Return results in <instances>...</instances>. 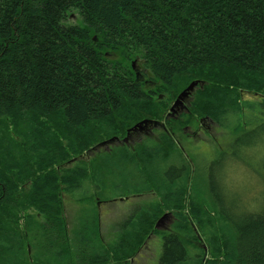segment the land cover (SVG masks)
Returning <instances> with one entry per match:
<instances>
[{"label": "trees", "instance_id": "trees-1", "mask_svg": "<svg viewBox=\"0 0 264 264\" xmlns=\"http://www.w3.org/2000/svg\"><path fill=\"white\" fill-rule=\"evenodd\" d=\"M72 15L78 20L69 23ZM136 56L164 94L205 81L191 106L197 116L223 128L221 120L238 116L234 133L251 128L249 116L254 127L261 123L264 102H246L242 92L264 94V0H0V264H124L157 230L163 206L144 211L140 229L125 231L110 253L86 199H77L87 208L71 242L64 214L63 194L88 186L87 166H69V160L106 134L162 117L161 106L152 102L157 91L152 95L134 78ZM246 108L252 115L240 121ZM166 136L130 153L139 156L131 163L129 154L121 160L130 169L137 166L136 177L155 185L175 217L186 206L187 187L165 195L168 181L158 171L162 162L176 161L174 153L180 156ZM122 153L94 159L96 170L102 161H120ZM189 205L202 225L207 209L195 194ZM189 221L185 215L164 234L158 264H186L193 240ZM233 225L223 241L213 238L207 264H264V210ZM200 253L197 264L205 256Z\"/></svg>", "mask_w": 264, "mask_h": 264}, {"label": "rangeland", "instance_id": "rangeland-1", "mask_svg": "<svg viewBox=\"0 0 264 264\" xmlns=\"http://www.w3.org/2000/svg\"><path fill=\"white\" fill-rule=\"evenodd\" d=\"M72 17L69 23L78 20L76 15H72ZM93 39H97L96 35H94ZM110 56L106 53V57H109V59L113 58ZM135 64L131 63L134 78L138 81H141L144 77L148 79L144 74L140 78L136 77L135 72H137V69ZM199 87L201 86H197L194 92ZM176 94L172 93L168 95L165 93V100L168 101V104L164 112L168 109V105L171 104L172 98ZM262 94L255 95L253 92H247L245 96L242 95V98L246 102H264V94ZM251 110L253 112V109ZM245 113L252 115L250 108L243 109L240 113V121L242 120V115ZM191 114H195L192 109ZM141 120L143 119L129 125H135ZM238 120V116L233 117V114H229L226 120H221L227 128L221 127V124L215 120L218 125H214L216 128L212 129L208 128L207 125L200 126L199 122L196 123L195 127L200 126L202 129L200 137L194 139V144L197 143L198 149L195 152L190 149L191 155L187 150L182 149L179 152L181 157L176 156V153L172 155V158L176 161L171 160L170 162H176L179 169L178 171L176 170L175 174H173L174 172L171 173L173 174L171 179L167 178L169 170V166L167 167V165L170 162H167V165H165V162H162V168L158 173L166 177L168 181L165 185V195H167L166 192H169L170 188H173L172 191L174 192L175 188L183 184L187 187L186 206L176 211L175 217L172 212L165 209L167 204L163 202V194L157 192L155 185L153 186L150 182L145 183L136 177L138 174L137 166L130 169L128 164L125 165V162L121 159H119L120 161H116L117 159L111 158L108 164H104L102 161L98 166V170H96L94 159H100L102 156L105 157L108 154H112L117 149L116 146L110 150L98 151V149H94L92 153L85 154L84 159L72 158L69 160L70 162L67 165L85 164L89 171L84 177L88 186H83L80 190L73 191V193L69 191V193L62 196L65 204L64 214L67 219L70 242L73 240L71 233H73V229L77 226V217L83 213L84 208H87L84 204L77 201L79 197L86 199L88 205L96 211L99 217L100 242L106 249L104 251L108 250L110 253L112 243L116 247L118 239H120L125 231L132 230L131 233L133 234L140 229L138 218L144 211L149 215L150 208L155 210L157 206H163L164 209L162 210L160 219L164 214L166 216L159 223V226L154 228L157 230L150 232L143 244L124 264H158L163 252L164 234L170 229L174 230L176 228L175 224L182 222L185 219V215L190 219L187 233L191 234L193 238L187 244L189 258L186 264H197L202 250L205 253L202 264H207L208 259L213 257L211 245H213V238L215 236L218 235V238L223 241L227 229L233 227V224L237 223L244 214L263 212L264 210V114L261 115V123L256 127L253 125L255 122L252 117L249 116L248 120L251 128L246 133L240 131H235L234 133L233 125ZM129 125L120 128L118 131H114L112 135L106 134V136L101 137L98 141H102L103 143L101 144L112 143L114 139L111 141L107 140L115 135L119 136L125 133ZM190 133L191 129L189 128L178 132L181 144L186 147H189L193 142V139L189 141L192 138L191 135L188 136ZM239 139L238 146L237 141ZM94 144L82 154L88 150L91 151ZM230 145L231 148L228 149ZM221 146L228 149L229 152L221 153ZM131 153L135 154L134 152ZM137 157L139 156H133L132 158L137 159ZM132 158H127L130 163L133 161ZM126 163L129 162L126 161ZM150 171H153V168ZM139 189L142 191L138 192ZM194 194L196 195V200L207 209L202 218L203 224L200 226L199 218L196 216L194 219L189 205L190 195L193 199ZM208 220H214L215 226H210ZM122 230L123 232H121ZM35 251L36 247L33 245L29 252H25L24 255L31 258ZM114 253L119 256L121 251L116 252L115 250ZM112 264L121 263L113 262Z\"/></svg>", "mask_w": 264, "mask_h": 264}, {"label": "flooded vegetation", "instance_id": "flooded-vegetation-1", "mask_svg": "<svg viewBox=\"0 0 264 264\" xmlns=\"http://www.w3.org/2000/svg\"><path fill=\"white\" fill-rule=\"evenodd\" d=\"M136 60V77L140 78L142 74L144 76H147L148 79H142L139 81V83L142 86H145L147 89L153 92L157 91V94L155 95V98L152 99V102L155 105L161 106V112L162 118H152L147 117L143 119H150L149 123L146 124V126L136 127L132 128L134 125H129L125 131V133H122L119 136H115L114 141L112 143H104L101 144L102 141H97L94 146L92 147L91 151L88 150L84 154H81L79 159H84L85 154L92 153L94 149H98V151L102 150H110L112 147L116 146L117 149L116 152H123L121 155H119V159L125 158L126 154H129L131 152L136 153L139 148H142L146 145H155L162 141L163 132L166 133V137L168 142L172 143L174 142L179 152L182 150H187L190 154V149H192L194 152L198 149L197 143L194 144V139L200 137V131L202 130L200 126L207 125L208 128L212 129L215 126L218 125L213 119L211 118H203L201 116L193 115L191 114V106L194 103L195 99V92L188 96L187 98L183 99L182 102H180L177 106H175L174 110H172V106L175 104V101L180 93H177L173 98L170 105H168V109L164 112V110L167 108V100H165V94L161 91H159V86L156 85V79L151 77V74L148 70V68L145 65L144 59H142L139 56H136L134 59L131 60V63ZM248 91H243L242 95L245 96V93ZM257 95V94H255ZM157 119L156 121H153ZM200 123V126L195 127L196 123ZM203 123V124H202ZM135 124V123H134ZM186 128L191 129V133L188 136H192L190 140L193 139L192 144L189 147L184 146L180 142V138L178 137L179 131H184ZM216 128V127H215ZM217 130V129H216ZM242 136V135H241ZM241 139V137H240ZM240 139L237 141L239 143ZM204 143V142H203ZM196 146V147H195ZM239 146V145H238ZM221 148V153H228L231 148V145L228 147V149H225L223 146ZM191 155V154H190ZM132 158V155H130ZM88 159V158H87ZM179 163V162H178ZM167 165V164H165ZM173 168L175 174L176 170L178 171L179 166L176 164V162H170L167 167ZM170 229V228H169ZM68 240L70 242V238L68 237Z\"/></svg>", "mask_w": 264, "mask_h": 264}, {"label": "water", "instance_id": "water-1", "mask_svg": "<svg viewBox=\"0 0 264 264\" xmlns=\"http://www.w3.org/2000/svg\"><path fill=\"white\" fill-rule=\"evenodd\" d=\"M136 63V60L133 62V65ZM205 85V81L202 80H193L191 81L178 95L174 106L172 107V110H174L175 106H177L180 102H182L183 99L187 98L188 96H190L196 89L197 86H201L203 87ZM150 119H143L139 122H137L132 128H136L142 125H146L147 123H149ZM114 137L108 139L107 141H111L113 140ZM106 141V142H107ZM103 143V142H102ZM166 216V214H164L161 219L158 220V222L156 223L155 227L159 226V223L164 219V217Z\"/></svg>", "mask_w": 264, "mask_h": 264}, {"label": "bare ground", "instance_id": "bare-ground-1", "mask_svg": "<svg viewBox=\"0 0 264 264\" xmlns=\"http://www.w3.org/2000/svg\"><path fill=\"white\" fill-rule=\"evenodd\" d=\"M153 121H156V120H153ZM115 137V136H114Z\"/></svg>", "mask_w": 264, "mask_h": 264}]
</instances>
